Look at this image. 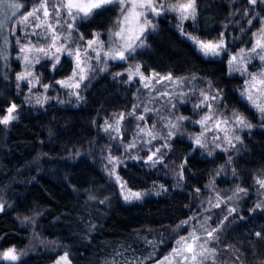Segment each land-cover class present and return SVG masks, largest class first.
Listing matches in <instances>:
<instances>
[{
  "label": "trees",
  "instance_id": "trees-1",
  "mask_svg": "<svg viewBox=\"0 0 264 264\" xmlns=\"http://www.w3.org/2000/svg\"><path fill=\"white\" fill-rule=\"evenodd\" d=\"M228 1L196 0L197 16L185 21L184 31L207 40L217 39L224 30L229 35L236 25L225 27L231 14ZM16 2L19 9L0 7V118L16 105V118L0 124V257L12 248L18 259L0 258V264H51L62 254L72 264H153L190 232L212 182L217 188L237 183L244 189L242 205L218 231L222 233L213 247L224 261L264 264V210H253L255 176L264 170V127L244 132L237 153L229 152L231 160L229 153L206 155L190 139L176 137L162 161H125L118 173L131 188L162 191L139 202H124L101 163L108 143L102 123L134 103L136 83L116 74L122 67L118 63L92 83L76 106H29L18 81L20 46L28 35L16 21L31 0ZM258 11L264 14L263 4ZM112 16L111 9L101 10L80 27L105 28ZM177 26L174 15L160 17L133 59L146 73L209 84L220 93L227 111L240 113L250 124H264L241 97L244 78L229 72L226 54L203 56ZM66 63L64 58L54 73L45 68V80L67 76L71 65ZM181 112L192 113L185 106ZM224 168L228 172L218 177ZM183 221L188 224L178 227Z\"/></svg>",
  "mask_w": 264,
  "mask_h": 264
},
{
  "label": "rangeland",
  "instance_id": "rangeland-1",
  "mask_svg": "<svg viewBox=\"0 0 264 264\" xmlns=\"http://www.w3.org/2000/svg\"><path fill=\"white\" fill-rule=\"evenodd\" d=\"M60 2L61 0H50L47 4L50 12L48 18L43 17L41 10L37 13L40 20L29 17L25 21L24 17L27 13L36 7V0H31L28 10L21 14L16 21V25H21L23 32L28 35L26 41L20 46V48L22 46L27 47L28 51H20L22 70L19 72L18 77L23 76L24 78L18 79L19 87L20 90H24L23 97L27 99L29 106L44 107L51 102L76 106L83 101L87 90L90 89L95 80L120 63L121 70H118L116 74L119 73V77L124 74L126 82L136 83V90L133 94L134 103L117 114L103 118L102 132L108 143L105 145L106 149L102 155L101 163L107 176L116 183L124 202H139L147 196L155 195V193L159 194L162 191L161 189L155 192V190L146 191L131 188L118 173L119 167L125 161L131 159H141L150 163L162 161L165 154L170 150L172 140L176 137L190 139L194 146L206 155H212L217 150L226 153L235 151L237 153L244 132L257 126L264 127L263 122H259L260 124L253 123L251 128L238 123L233 116V113L236 112L227 111L221 106L222 96L209 84L200 82L197 84L190 77L176 78L172 75L171 79L161 80L162 77H168L169 74L161 75L154 71L146 73L142 68V64L133 59V56L144 48L147 35L155 32L157 20L163 15L172 14L176 17L180 32L191 41L203 56L205 55L196 42L197 40L204 43H215L223 40L224 49L220 50L219 56L209 54L205 57L220 58L226 54L229 72L244 78V85L240 91L241 97L255 110L259 119L264 120L261 113L254 107V102L264 103V83H261V81H264V75H262L264 74V60H261L259 55L252 51L257 39H261V36L264 35L260 31L264 29V14L261 15L258 11L259 3L264 6V0H258L257 4H251L249 0H245V2L242 0H229L231 14L225 27L236 26L231 29L229 35L224 30L221 36L214 40L199 38L184 31L183 24L185 21L193 18L184 20L181 23L179 13L176 12L158 9L159 15L148 13L147 19L155 27L149 26L143 32V46H140L141 41L139 40L133 39L130 41L134 51L130 53L125 51L126 58L123 60L113 57L117 50L126 49L129 42L128 37L133 33L126 31L124 39L116 38L113 35L120 27L117 23L121 18L119 5H110L106 8L113 11L112 19L105 28L95 31L89 28L81 29V23L89 21L96 12L104 9L96 10L88 17H84L81 13L79 17L72 19L66 15L62 7L58 16L53 12V6H60ZM158 2L164 3L165 8H167L170 4L185 3L187 0H158ZM249 20H251V23H248ZM256 20H258V25H254ZM36 24L42 26L36 27ZM49 24L51 28L48 27ZM53 30L58 39L55 41L46 39V37L53 35ZM138 31L137 28V33ZM88 41H95V43L89 47ZM261 43H264V39H261ZM39 48L45 49L46 54L39 52ZM57 49H60V51H57ZM76 49H80L79 57L70 54L75 53ZM97 53H99V59L96 58ZM25 56L27 60L24 59ZM234 56L237 59L232 62ZM64 58L67 60V66L71 65V70L67 76L45 80V68L54 73L56 67L61 65ZM137 66H139V74L136 71ZM74 73H76L75 76H73ZM140 74L143 75L144 79H141ZM80 75H84L86 78L81 81L79 79ZM130 75L131 79L129 78ZM157 81L160 82L157 83ZM60 82H63V84ZM76 83H79V88L71 86ZM146 84L147 87H145ZM201 93H205L209 97L215 96L216 99H209L201 104V101L204 100ZM249 93L253 96L251 101L248 99ZM207 104H211L212 108L209 109ZM197 105L201 106L197 107ZM184 106L191 110V115L186 116L181 112ZM121 114H123V119H120L117 123ZM206 114L211 115L212 119L208 120L206 124L201 123L200 121ZM237 114L241 115L240 113ZM181 117L184 119H181ZM223 121H227V123H223ZM217 123H219V127L216 126ZM109 125H111V128L108 127ZM237 136L240 138L239 140L235 139ZM198 137L201 141L199 145L196 143ZM117 149L120 153H116ZM230 153L229 159L231 160L233 155ZM149 157H152V159L150 160ZM226 168L232 170L230 171L231 174L234 173L231 166H226ZM227 172L228 170L224 168L223 173L217 176L222 177ZM117 176L120 178L119 181ZM257 180H264V170L255 176L256 204H264V188L257 183ZM214 186L215 183L213 182L208 186L207 189L210 192L208 191L207 199L201 203L199 211L195 212L196 218L190 232L182 236L190 237V234L195 232V235L199 236L201 241H208L207 247L209 249L213 248L214 242L219 241L222 231H218L224 228L223 225L228 217L238 210L244 200L243 191L236 193L237 188L243 189L237 183L227 188ZM131 193H140L141 198L135 199L133 197L125 200L124 197L130 196ZM230 209H235V211L230 214ZM220 216L221 218H219ZM212 229L216 230L214 236L218 237L217 240H210L207 236L208 231ZM180 239L181 237L178 240ZM189 242L191 241L189 240ZM176 247L177 244L175 243L174 247L164 257L153 264H161V262L163 264H183V257L187 253L182 252L180 255H176L173 252ZM197 251H199V248H197ZM64 257L67 258V264H72L66 254H62L51 264H65V260L62 259ZM166 257L168 258L167 261L165 260ZM213 259L214 264H244L241 260L224 261L218 254L217 249L216 256ZM213 259H210L207 264H213Z\"/></svg>",
  "mask_w": 264,
  "mask_h": 264
},
{
  "label": "snow or ice",
  "instance_id": "snow-or-ice-1",
  "mask_svg": "<svg viewBox=\"0 0 264 264\" xmlns=\"http://www.w3.org/2000/svg\"><path fill=\"white\" fill-rule=\"evenodd\" d=\"M50 2V0H36V7L32 9V11L28 12L27 15L24 17V20L27 21L29 17H32L35 20H40V16L37 15L38 12L42 10L43 12V17L48 18L50 16L49 9L47 7V4ZM258 0H249V3L251 4H257ZM110 5H119V10L121 12V18L117 21L118 25H120L119 30L115 31L113 35L116 38L119 39H124V33L130 32L133 33V35L128 37L129 42L127 43V47L124 50H117L113 58H119L121 60L125 59V51H134L133 45L130 42L131 40H139L141 41L140 46H143V40H142V34L146 30L147 27H155L154 25H151V21L147 19V14L151 13L154 15H159L160 12L158 9L161 10H167V11H172L179 13V19L181 23L184 20H187L189 18H195L196 11H197V5H196V0H187L185 3H178V4H170L165 8L164 3L158 2V0H61L60 6H53V12L56 13L58 16L60 13L61 7L64 9L65 13L67 16L71 17L72 19H75L83 14L84 17L90 16L94 11L99 10V9H106ZM0 7L4 9H19L21 7L20 3H17L16 0H0ZM5 18H7V12H5ZM59 22V21H57ZM46 23V20H45ZM248 23H251V20L248 21ZM36 27H41V24H36ZM49 28H51V25H48ZM71 27V25H69ZM4 28L3 22H0V33H2ZM137 28H138V33H137ZM262 34H264V29L260 30ZM35 35H39L38 33H33ZM5 44L8 43V40L6 37L3 38ZM46 39H51L55 41L58 39V37L55 35V32L53 30V35L51 37H46ZM83 39V37H81ZM261 39H264V35L261 36ZM261 39H257L256 45L254 48H252V51L254 53H257L259 55V58L261 60H264V43H261ZM19 42V41H17ZM201 49V51L204 53L205 56L211 54L213 56H219L220 55V50L224 49V42L223 40L212 43H204L199 40L196 41ZM89 47H91L95 41H88L87 42ZM102 43V42H101ZM54 46V45H53ZM21 52H26L28 51L27 47L22 46L20 48ZM39 52L45 53V49L39 48ZM57 51H60V49H57ZM70 54H75L77 57L80 55V49H76L75 53H70ZM6 58V57H5ZM97 59H99V53H97L96 56ZM25 60H27V57H24ZM236 57H232V62L236 61ZM83 71V69H81ZM137 74H139V66H137ZM30 74V73H29ZM76 73L73 74L75 76ZM119 75V73L117 74ZM141 75V79H144L143 75ZM264 75V74H262ZM23 76L18 77V79H23ZM86 77L84 75H80L79 79L83 81ZM131 79V75L129 77ZM171 75L168 77H162L161 80L163 79H171ZM160 81H157L159 83ZM63 84V82H60ZM261 83H264V81H261ZM72 87L79 88V83L71 85ZM148 85L146 84L145 87ZM166 94V93H165ZM201 95L204 96V100L201 101V104H204L207 102L209 99L215 100L216 97L212 96L209 97L205 93H201ZM248 99L251 101L253 100V96L251 93L248 94ZM201 105H197V107H200ZM207 107L209 109L212 108L211 104H207ZM254 107L257 109L258 112L261 113L262 117H264V103H255L254 102ZM16 109V105L12 104L8 109H7V115L3 116L0 118V124L7 125L10 123V121L14 120L16 117L13 115V112ZM233 116L235 117L236 121L240 124H243L245 127L251 128L252 125L247 122L246 118L243 117L242 115H239L237 113H233ZM123 119V114L118 118L117 123H119V120ZM142 119V117H141ZM181 119H184L181 117ZM212 116L211 115H205L200 121L201 123H207L208 120H211ZM223 123H227V121H223ZM174 126V125H173ZM219 127V123L216 125ZM111 128V125L108 126ZM107 130V129H106ZM151 134V133H149ZM236 140H239L240 138L237 136L235 137ZM230 142V141H229ZM196 143L199 145L201 144L200 138L198 137L196 140ZM203 146V145H201ZM159 151V149H157ZM151 160L152 157H149ZM119 177L117 176V180L119 181ZM257 183L260 184L262 188H264V180H257ZM123 187V186H122ZM244 191L243 189L237 188L236 193ZM135 198V199H140L141 194L140 193H131L130 196H125V200H129L130 198ZM231 199V197H229ZM217 207L219 206L218 204L216 205ZM256 209H261L264 210V204H256L255 208ZM3 210V206L0 205V211ZM235 209H230L229 213L234 212ZM227 219V217H225ZM185 224H188V221H183L181 225H178V227H181ZM216 230L212 229L211 231H208L207 236L210 240H217L218 237L214 236V232ZM257 236H260V233H256ZM189 240L191 242H189ZM177 247L173 250V252L176 255H180L182 252H186L187 255H184L183 257V264H207V262L210 259H213L216 256V249L213 247L209 249L207 247L208 241L204 240L201 241L200 237L195 235V232L190 234V237H181L180 240L176 242ZM197 248H199V251H197ZM15 249H8L7 251H4L2 253V259L7 260V261H16L18 257L14 254ZM65 260V264H67V258L64 257L62 258ZM167 257L165 260L167 261ZM163 264V262H161ZM213 264H214V259H213Z\"/></svg>",
  "mask_w": 264,
  "mask_h": 264
}]
</instances>
